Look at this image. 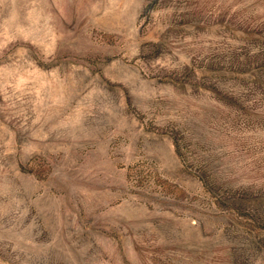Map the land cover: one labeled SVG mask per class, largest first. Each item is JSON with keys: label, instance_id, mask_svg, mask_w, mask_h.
<instances>
[{"label": "rangeland", "instance_id": "1", "mask_svg": "<svg viewBox=\"0 0 264 264\" xmlns=\"http://www.w3.org/2000/svg\"><path fill=\"white\" fill-rule=\"evenodd\" d=\"M0 264H264V0H0Z\"/></svg>", "mask_w": 264, "mask_h": 264}]
</instances>
